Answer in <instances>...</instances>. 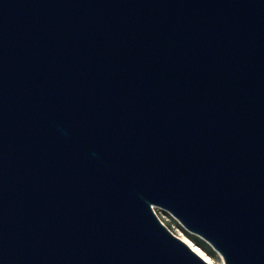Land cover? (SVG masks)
Masks as SVG:
<instances>
[{"label": "water", "instance_id": "1", "mask_svg": "<svg viewBox=\"0 0 264 264\" xmlns=\"http://www.w3.org/2000/svg\"><path fill=\"white\" fill-rule=\"evenodd\" d=\"M264 264V0H0V264Z\"/></svg>", "mask_w": 264, "mask_h": 264}, {"label": "rangeland", "instance_id": "2", "mask_svg": "<svg viewBox=\"0 0 264 264\" xmlns=\"http://www.w3.org/2000/svg\"><path fill=\"white\" fill-rule=\"evenodd\" d=\"M153 210L159 219L167 226V228L190 246L200 250L207 257L208 261L213 264H224L223 257L219 252L214 250L199 235L186 229L180 221L173 216L167 209L157 205H152ZM192 248V247H191ZM199 254V253H198Z\"/></svg>", "mask_w": 264, "mask_h": 264}, {"label": "bare ground", "instance_id": "3", "mask_svg": "<svg viewBox=\"0 0 264 264\" xmlns=\"http://www.w3.org/2000/svg\"><path fill=\"white\" fill-rule=\"evenodd\" d=\"M192 247V249L193 250H195L197 253H199V255H201L205 260H207L208 261V259H207V257H205V255L204 254H202V252L200 251V250H198V249H196V248H194L193 246H191ZM209 262V261H208Z\"/></svg>", "mask_w": 264, "mask_h": 264}]
</instances>
